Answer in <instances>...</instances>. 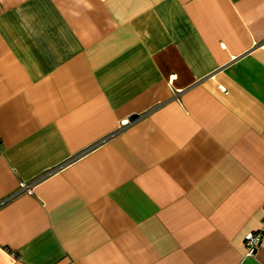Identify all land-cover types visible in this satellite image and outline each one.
Instances as JSON below:
<instances>
[{
  "label": "crops",
  "instance_id": "0c3cea01",
  "mask_svg": "<svg viewBox=\"0 0 264 264\" xmlns=\"http://www.w3.org/2000/svg\"><path fill=\"white\" fill-rule=\"evenodd\" d=\"M256 230L264 0H0V264H264Z\"/></svg>",
  "mask_w": 264,
  "mask_h": 264
},
{
  "label": "built area",
  "instance_id": "2783aa9c",
  "mask_svg": "<svg viewBox=\"0 0 264 264\" xmlns=\"http://www.w3.org/2000/svg\"><path fill=\"white\" fill-rule=\"evenodd\" d=\"M20 188L23 190L26 188L25 184H21ZM262 236H264V232L262 230H256L247 232L244 235V245L246 249V256L253 255L255 251L260 246V243L262 241Z\"/></svg>",
  "mask_w": 264,
  "mask_h": 264
},
{
  "label": "water",
  "instance_id": "95a60500",
  "mask_svg": "<svg viewBox=\"0 0 264 264\" xmlns=\"http://www.w3.org/2000/svg\"><path fill=\"white\" fill-rule=\"evenodd\" d=\"M134 118H135V115L129 117V118H128V121H131V120L134 119Z\"/></svg>",
  "mask_w": 264,
  "mask_h": 264
}]
</instances>
